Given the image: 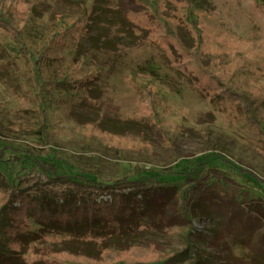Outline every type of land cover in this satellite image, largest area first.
Instances as JSON below:
<instances>
[{"label": "rangeland", "instance_id": "374dc122", "mask_svg": "<svg viewBox=\"0 0 264 264\" xmlns=\"http://www.w3.org/2000/svg\"><path fill=\"white\" fill-rule=\"evenodd\" d=\"M177 1L203 10L235 36L259 39L239 0ZM24 5L18 17L22 46L0 29V175L7 183L19 175L15 187L24 188L43 178L36 166L43 163L70 178L146 184L145 191H126L143 205L144 229L128 220L101 241L35 240L23 249L25 264H41L35 253L42 249L96 256L102 247L129 245L164 255L185 250V264H264V182L239 173L246 169L264 181V140L215 109L172 70L161 50L134 32L124 14L146 6L140 0L16 4ZM180 11L182 19L194 20L186 9ZM169 27L189 47L186 30ZM20 47L27 53H19ZM214 62L200 57L208 71L215 70ZM262 68L260 59L243 61L235 80ZM260 83L264 87V77ZM141 86L153 92L156 115L143 118L139 107L147 96ZM197 163L200 174L222 171L246 190L241 201L252 216L234 201L231 214L209 202L185 216L176 193L187 186Z\"/></svg>", "mask_w": 264, "mask_h": 264}, {"label": "trees", "instance_id": "16d2710c", "mask_svg": "<svg viewBox=\"0 0 264 264\" xmlns=\"http://www.w3.org/2000/svg\"><path fill=\"white\" fill-rule=\"evenodd\" d=\"M18 1H0V29L15 37L22 46L18 17L24 12L25 5L17 8ZM150 1L156 10L151 8ZM140 3L146 10L124 14L134 32L161 50L172 70L185 78L215 109L229 120L242 121L254 137L264 140V87L260 83L264 68L253 70L252 75L242 81L235 80V72L242 67L243 61L260 59L264 63V0H239L240 8L258 29V40L233 35L212 16L190 3L177 0H140ZM181 9H186L194 20L182 19ZM168 24L186 30L189 47ZM18 51L27 53L24 47ZM204 56L218 61L214 62V71H208L200 64V57ZM223 58L228 60L220 63ZM141 89L147 96L139 107L143 118L156 115L153 92L142 86ZM260 151L264 154V148L260 147ZM36 166L42 171L43 178L24 188L15 187L19 175L13 177L11 183L0 175V264H25L23 253L35 240L63 242L73 236L85 241H101L120 232L128 220L138 229L145 228L143 205L126 194L130 188L145 191L143 180L123 179L103 184L83 177L56 174V167L48 168L43 163H36ZM201 167V163H197L191 168L186 177L189 183L176 193L179 208L185 216L190 215L193 208L209 202H213L210 208L231 214L235 210L233 201L239 202V208L252 216L250 212L254 211L241 201L247 198L246 190H241L240 185L222 171L200 174ZM239 173L249 175L260 184L264 182L246 169H239ZM260 212L263 216L264 209ZM35 254L41 264H185L188 258L185 250L164 255L137 245L102 247L96 256L50 249L38 250Z\"/></svg>", "mask_w": 264, "mask_h": 264}]
</instances>
